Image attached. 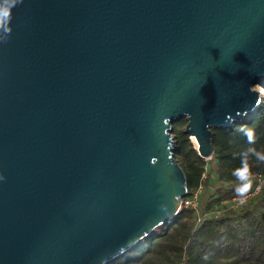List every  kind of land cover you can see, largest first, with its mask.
Segmentation results:
<instances>
[{"label":"water","instance_id":"obj_1","mask_svg":"<svg viewBox=\"0 0 264 264\" xmlns=\"http://www.w3.org/2000/svg\"><path fill=\"white\" fill-rule=\"evenodd\" d=\"M0 42V264H107L182 210L173 123L262 102L264 0H20Z\"/></svg>","mask_w":264,"mask_h":264},{"label":"trees","instance_id":"obj_2","mask_svg":"<svg viewBox=\"0 0 264 264\" xmlns=\"http://www.w3.org/2000/svg\"><path fill=\"white\" fill-rule=\"evenodd\" d=\"M184 122L173 123L174 155L186 173L188 195L200 190L198 206L183 205L171 222L107 264H264V187L237 207L225 202L239 195L240 181L232 173L249 147L240 128L251 127L254 146L264 150V96L232 128L213 129L211 158L198 153ZM249 174L246 193L254 189L256 174L264 176V161L250 158Z\"/></svg>","mask_w":264,"mask_h":264},{"label":"clouds","instance_id":"obj_3","mask_svg":"<svg viewBox=\"0 0 264 264\" xmlns=\"http://www.w3.org/2000/svg\"><path fill=\"white\" fill-rule=\"evenodd\" d=\"M20 0H0V42L8 39L12 28L9 23L12 17V9ZM240 132L248 141L249 147L240 153V165L233 170V175L240 181L236 186L237 194L243 196L250 187L249 159L255 158L257 161H264V150H259L254 146L255 133L251 127H241ZM4 175L0 173V181ZM206 258V257H205ZM103 264V261H101Z\"/></svg>","mask_w":264,"mask_h":264},{"label":"built area","instance_id":"obj_4","mask_svg":"<svg viewBox=\"0 0 264 264\" xmlns=\"http://www.w3.org/2000/svg\"><path fill=\"white\" fill-rule=\"evenodd\" d=\"M256 184L254 189L251 192L241 195H236L232 197L230 200H226L225 202L230 203L233 207H237L238 205L244 203L250 196L258 193L263 187H264V176L262 174H256ZM199 191L200 190H195L192 192V194H189L188 190V196H185L182 199V205L186 206H192V207H197L198 206V200H199Z\"/></svg>","mask_w":264,"mask_h":264},{"label":"rangeland","instance_id":"obj_5","mask_svg":"<svg viewBox=\"0 0 264 264\" xmlns=\"http://www.w3.org/2000/svg\"><path fill=\"white\" fill-rule=\"evenodd\" d=\"M262 83V82H261ZM255 87L257 88V89H260L261 90V92H263V94H264V85H261V84H257V85H255ZM186 123H187V121H186V119H185V122H184V124H183V126L185 127L186 126ZM191 137V140H192V142H193V144H194V146H195V143H194V141H193V138L192 137H194V136H190Z\"/></svg>","mask_w":264,"mask_h":264},{"label":"bare ground","instance_id":"obj_6","mask_svg":"<svg viewBox=\"0 0 264 264\" xmlns=\"http://www.w3.org/2000/svg\"><path fill=\"white\" fill-rule=\"evenodd\" d=\"M258 88V87H257ZM193 138V141H194V143H195V146H197V141H196V139H195V137H192Z\"/></svg>","mask_w":264,"mask_h":264}]
</instances>
